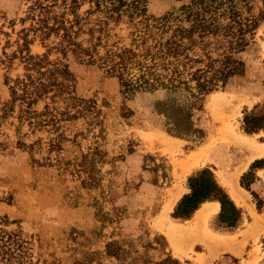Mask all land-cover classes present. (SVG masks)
Returning <instances> with one entry per match:
<instances>
[{"label": "rangeland", "instance_id": "rangeland-1", "mask_svg": "<svg viewBox=\"0 0 264 264\" xmlns=\"http://www.w3.org/2000/svg\"><path fill=\"white\" fill-rule=\"evenodd\" d=\"M69 1L0 0V262L168 264V255L180 264L244 261L246 254L217 257L208 246L237 231L220 220V210L196 218L195 211L187 218L174 211L191 191L189 178L203 169L229 195L228 184H241L248 159L264 142V127L245 129L247 115L264 116V21L244 53L245 73L193 107L200 131L175 135L157 102L171 96L185 104L195 96L183 89L127 92L104 58L129 49V75L149 70L154 45L176 27L189 28L190 7L195 12L200 5L148 0L146 14L131 18L122 11L114 20L88 0L71 12ZM261 4L252 0L251 11ZM73 13L74 39L95 46L93 61L62 50V29L46 35L44 21L68 25ZM204 39L216 55L215 38ZM194 49L195 56L205 53ZM29 55L45 59L31 66ZM62 64L63 85L48 84L56 78L46 70ZM250 192L258 205V192ZM253 244L259 251L264 238Z\"/></svg>", "mask_w": 264, "mask_h": 264}, {"label": "trees", "instance_id": "trees-1", "mask_svg": "<svg viewBox=\"0 0 264 264\" xmlns=\"http://www.w3.org/2000/svg\"><path fill=\"white\" fill-rule=\"evenodd\" d=\"M81 1L84 0L69 1L68 6L71 12H75V8ZM88 1L94 4V11H105L107 18L118 20L121 18L122 11H128L131 18L146 14L148 0ZM251 1L192 0V3H198L201 8V11L193 12L192 7H190V13L194 15L192 25L189 28L176 27L170 37L155 44L156 50L151 54L149 70L142 71L137 76L129 75L128 72L129 49L128 51L123 50L114 53L117 58L107 55L104 58V63L109 72L117 75L121 85L127 92L138 88L162 91L167 95L182 89L190 92L195 98L188 103H176L171 96L159 100L157 103L161 106L160 113L164 114L166 118L168 131L175 135L198 133L200 129L195 124L193 114V107L197 104V101L202 98L204 93L217 87L227 88L237 76L243 75L246 71L247 63L244 53L254 43V34L259 23L264 21V0H262L261 6L257 8L256 13L251 11L253 9L252 5L249 6ZM243 6H246L247 14L243 11ZM74 18V20L67 21L68 25L64 19H58L59 24L56 23L57 25L50 26L47 21H44L43 26L47 28L46 35H49L52 31L58 32L59 29H62L60 40V46H63L62 50L86 54L89 56L87 60L93 61L92 51L95 50V46L83 47L80 41L74 39L77 31L72 34L73 27L79 23L76 14H74ZM195 33H197L198 39L194 37ZM206 35H212L215 38L216 55H213L211 50L207 49L209 44L205 42L204 37ZM26 41L24 44H26ZM196 46L205 53L202 55L196 54L195 56L194 48ZM27 59L32 62L31 66H36L41 64V61L45 59V55L42 57L29 55ZM197 63L199 65H196ZM48 71L56 79L59 76L62 77L60 81L57 82L54 79L55 81L48 82V84L62 86L63 80L68 77L66 64L59 65L54 69H47L46 72ZM42 85L47 86L45 83H42ZM39 88L33 90V92H37ZM197 106L200 107L199 102ZM262 127H264V116L247 115L245 117L247 132H255ZM255 168L264 170V157L255 159L251 163L250 169L241 177V185L249 190H251V183L255 181ZM250 173L254 175L251 180H248L247 174ZM189 184L191 191L179 201L174 211L175 217H190L200 203L206 200H218L221 205L220 220L226 223L228 227L237 225L241 216L240 208L219 185L212 171L209 169L201 170L197 175L189 178ZM260 205L261 202L258 203V207ZM2 257H4V251L0 250V261ZM165 261L168 264H180L169 255L166 256ZM0 264L2 263L0 262Z\"/></svg>", "mask_w": 264, "mask_h": 264}, {"label": "crops", "instance_id": "crops-1", "mask_svg": "<svg viewBox=\"0 0 264 264\" xmlns=\"http://www.w3.org/2000/svg\"><path fill=\"white\" fill-rule=\"evenodd\" d=\"M256 151L257 153L253 154L248 159L246 163V168L248 169H245V172L250 169V165L255 159L264 157V142H262V145ZM254 172L256 177L255 181L251 183V190L258 192L257 194H259L262 200L260 207L251 199L249 194L251 190L241 186V184L237 185L236 181H231V183L228 184L230 189L229 197L241 211V216L237 225L232 227L237 231L227 233L222 239L209 243L208 245L215 251L217 257H219L223 251L229 252L235 257L246 254L245 260L242 261L239 259L237 264H260L264 262V245H262L259 251L255 250L253 247V243L256 239L262 241L264 238V170L262 168H255ZM213 206L216 207V210L210 212ZM220 207L218 200L204 201L201 203V206L195 210V218L196 216L201 217L206 214L214 215L219 212Z\"/></svg>", "mask_w": 264, "mask_h": 264}, {"label": "bare ground", "instance_id": "bare-ground-1", "mask_svg": "<svg viewBox=\"0 0 264 264\" xmlns=\"http://www.w3.org/2000/svg\"><path fill=\"white\" fill-rule=\"evenodd\" d=\"M212 210H213V211H214V210H216V207H215V206H213V209H212Z\"/></svg>", "mask_w": 264, "mask_h": 264}]
</instances>
